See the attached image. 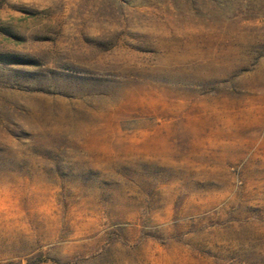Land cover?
Listing matches in <instances>:
<instances>
[{"label": "rangeland", "instance_id": "1", "mask_svg": "<svg viewBox=\"0 0 264 264\" xmlns=\"http://www.w3.org/2000/svg\"><path fill=\"white\" fill-rule=\"evenodd\" d=\"M0 264H264V0H0Z\"/></svg>", "mask_w": 264, "mask_h": 264}]
</instances>
